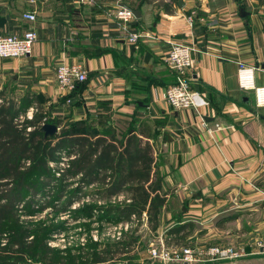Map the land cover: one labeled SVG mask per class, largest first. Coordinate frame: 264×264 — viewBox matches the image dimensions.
<instances>
[{
    "label": "crops",
    "instance_id": "0c3cea01",
    "mask_svg": "<svg viewBox=\"0 0 264 264\" xmlns=\"http://www.w3.org/2000/svg\"><path fill=\"white\" fill-rule=\"evenodd\" d=\"M181 1L167 13L156 0L138 7L127 0H0L1 30L36 33L28 55L0 61V88L11 71L23 86L19 93L31 90L52 102V116L88 117L117 132L131 126L147 135L169 196L161 215L180 206L178 222L235 213L221 231L239 238L241 255L204 262L263 264L255 241L264 238V106L239 87L237 71L239 63L255 65V83L264 84V3L242 0L248 14L241 17L236 0ZM121 3L140 11L128 26L141 35L136 44L114 17ZM26 11L36 13L35 22L21 20ZM211 20L217 24L207 26ZM170 42L194 47L191 85L207 105L173 108L162 97L174 80L166 64ZM60 63H82L87 72L68 100L55 78Z\"/></svg>",
    "mask_w": 264,
    "mask_h": 264
},
{
    "label": "trees",
    "instance_id": "16d2710c",
    "mask_svg": "<svg viewBox=\"0 0 264 264\" xmlns=\"http://www.w3.org/2000/svg\"><path fill=\"white\" fill-rule=\"evenodd\" d=\"M154 1L140 0L135 5ZM178 1L156 0L154 6L168 13L179 6ZM236 2L245 7L242 0ZM84 82L75 87L82 88ZM50 107H46V98L38 92L26 90L17 94L7 87L0 88V264H85L108 259L107 248L104 254L93 250L83 260L80 252H71L67 246H50L49 237L62 227L61 221L41 219L29 226L20 218L21 213L33 215L50 206L57 208L59 203L69 205L79 198L80 186L100 183L101 187L89 195L98 198L127 191L129 200L106 205L108 212L118 220L145 213L154 229L167 202L164 172L147 135L137 133L131 126L117 132L110 124L99 126L88 117L63 121L51 115ZM45 122L57 124L58 132L44 136L40 126ZM64 157L69 159L66 167L59 170L51 165H58ZM75 176L77 186L66 195L68 179ZM90 208L83 206L74 212L94 215ZM187 222H177L174 230H184L190 225ZM120 249L114 247L111 252Z\"/></svg>",
    "mask_w": 264,
    "mask_h": 264
},
{
    "label": "rangeland",
    "instance_id": "374dc122",
    "mask_svg": "<svg viewBox=\"0 0 264 264\" xmlns=\"http://www.w3.org/2000/svg\"><path fill=\"white\" fill-rule=\"evenodd\" d=\"M121 1L124 2V0ZM127 1L138 3L140 0ZM3 60L5 59H0V61ZM8 72L5 85L3 84L2 87H7V90L11 89L18 93L21 92L23 86L18 84L19 82L14 81L13 72ZM51 105V101L49 103L46 102V107ZM30 113L31 109L27 114ZM71 157L73 156L69 158ZM68 162L69 159L64 157L58 165L53 162L51 165L60 170L66 167ZM56 173L59 174L58 171ZM68 180L69 185L65 192L66 195L77 186L78 176L71 177ZM97 187H101V184L98 182L80 186L79 198L71 201L69 205L59 203L57 204V208L50 206L44 208L40 213L33 215H23L21 213L20 218L24 224H28L29 226H34L41 219H45V222L52 221L57 223L61 221L62 227L50 235L48 244L59 248L67 246L71 252H80L83 255V260L93 250L103 254L106 248L110 250L108 259L105 261H87L85 264H182L181 262L166 261L160 257H153L149 249L153 246H156L158 249L162 246L168 249L172 246H204L213 242L221 245L225 243V245L236 247V241L239 240L236 236L234 238L230 232L221 231L222 227H227L226 218L235 214L230 211H223L213 218H203L198 222L188 221L187 223L190 222V225H186L184 230L175 231L173 227H175V224L179 220L183 219V215L182 209H180L181 206L177 210L172 207L170 213L167 215L169 216L168 218H164L160 212L158 225L154 229L145 213L141 216L131 214L118 220L112 213L108 212L105 207L106 205L123 203L129 200L127 191H121L109 198L90 197L89 195L92 193V190ZM168 198L169 196H167ZM187 203H184V207L187 206ZM83 206H90V210L94 215H79L74 212L76 208ZM233 226L234 223L229 227L233 229ZM257 240H261V238ZM114 247L121 249L115 253L114 251L111 252ZM236 248L239 249L238 247ZM260 255L262 256V261H264V253ZM202 264L207 263L203 261Z\"/></svg>",
    "mask_w": 264,
    "mask_h": 264
},
{
    "label": "built area",
    "instance_id": "2783aa9c",
    "mask_svg": "<svg viewBox=\"0 0 264 264\" xmlns=\"http://www.w3.org/2000/svg\"><path fill=\"white\" fill-rule=\"evenodd\" d=\"M191 12L189 19L194 15ZM114 17L121 28L125 31L127 40L136 44L141 37L140 33L128 31L129 24L134 19L133 12L122 5H118L114 11ZM37 19L34 11H26L21 14V20L33 23ZM207 26L217 24L216 20L205 23ZM36 40L34 29L28 28L21 34L6 33L0 29V59H15L28 55ZM170 48L166 57L167 67L174 73V80L162 91V97L173 108H197L207 105V101L191 85L194 59L192 51L194 47L182 42H170ZM255 65L239 63L237 71L238 85L243 90H252L256 107L264 106V84H256L254 79ZM57 85L62 88L69 99L70 93L76 83L87 78V72L82 63H60L55 70ZM29 112V110L27 111ZM31 114V113H30ZM30 114H27L30 116ZM220 127L219 124H216ZM260 252H264V239L255 242ZM153 257H160L166 261H176L182 264H191L200 261H216L233 258L241 255V250L233 245H221L210 243L207 245H186L182 247L172 246L169 249L164 246L158 249L150 247ZM149 253V254H150ZM150 254V255H151Z\"/></svg>",
    "mask_w": 264,
    "mask_h": 264
},
{
    "label": "water",
    "instance_id": "95a60500",
    "mask_svg": "<svg viewBox=\"0 0 264 264\" xmlns=\"http://www.w3.org/2000/svg\"><path fill=\"white\" fill-rule=\"evenodd\" d=\"M178 3H179V6L183 5V2L181 0H179ZM120 5H122L123 7L129 8L133 12L136 18L140 17L139 9L131 8L125 3H121ZM239 12H240L241 17H244L245 15L248 14V12L245 11L243 7L239 8ZM5 22H6L5 17L0 16V28L4 26ZM260 68L264 70V63L260 64ZM40 128L44 131V136L55 135L59 130L58 125L53 122H45L40 126Z\"/></svg>",
    "mask_w": 264,
    "mask_h": 264
}]
</instances>
